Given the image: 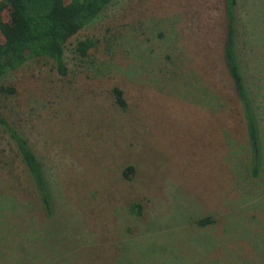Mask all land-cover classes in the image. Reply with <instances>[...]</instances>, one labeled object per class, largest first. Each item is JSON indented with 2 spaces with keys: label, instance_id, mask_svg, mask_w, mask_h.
<instances>
[{
  "label": "rangeland",
  "instance_id": "obj_1",
  "mask_svg": "<svg viewBox=\"0 0 264 264\" xmlns=\"http://www.w3.org/2000/svg\"><path fill=\"white\" fill-rule=\"evenodd\" d=\"M232 16L255 143L223 62L222 0H110L66 41L64 74L36 57L0 75L13 89L0 115L50 205L0 125V264H264V0H235Z\"/></svg>",
  "mask_w": 264,
  "mask_h": 264
},
{
  "label": "trees",
  "instance_id": "obj_2",
  "mask_svg": "<svg viewBox=\"0 0 264 264\" xmlns=\"http://www.w3.org/2000/svg\"><path fill=\"white\" fill-rule=\"evenodd\" d=\"M110 0H0V75L13 70L27 59H51L59 74L65 73L62 52L66 41L90 22ZM225 20L222 57L228 77L241 106L248 139L258 140L253 107L244 89L239 67L234 57L233 16L235 0H222ZM7 11V19L2 15ZM89 38L78 40L74 50L81 56L92 47ZM12 92L11 87H0ZM115 102L123 104L116 87L112 89ZM0 125L13 142L19 158L31 180L44 209H48L49 191L45 185L39 160L26 139L0 115ZM130 168V167H128ZM205 222V220L199 221Z\"/></svg>",
  "mask_w": 264,
  "mask_h": 264
}]
</instances>
